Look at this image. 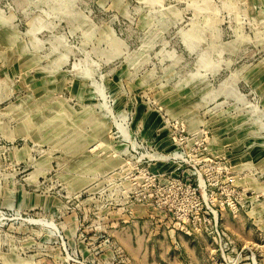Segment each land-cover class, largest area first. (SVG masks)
<instances>
[{
    "label": "rangeland",
    "instance_id": "1",
    "mask_svg": "<svg viewBox=\"0 0 264 264\" xmlns=\"http://www.w3.org/2000/svg\"><path fill=\"white\" fill-rule=\"evenodd\" d=\"M0 264H264V0H0Z\"/></svg>",
    "mask_w": 264,
    "mask_h": 264
}]
</instances>
